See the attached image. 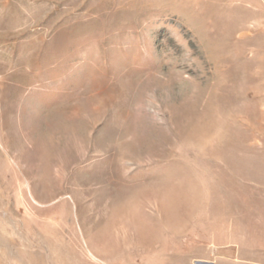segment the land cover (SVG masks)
<instances>
[{
	"label": "rangeland",
	"instance_id": "rangeland-1",
	"mask_svg": "<svg viewBox=\"0 0 264 264\" xmlns=\"http://www.w3.org/2000/svg\"><path fill=\"white\" fill-rule=\"evenodd\" d=\"M264 0H0V264H257Z\"/></svg>",
	"mask_w": 264,
	"mask_h": 264
},
{
	"label": "crops",
	"instance_id": "crops-1",
	"mask_svg": "<svg viewBox=\"0 0 264 264\" xmlns=\"http://www.w3.org/2000/svg\"><path fill=\"white\" fill-rule=\"evenodd\" d=\"M261 258H262V261H261L260 264H264V246L262 247V256H261ZM257 264H259V263H257Z\"/></svg>",
	"mask_w": 264,
	"mask_h": 264
}]
</instances>
